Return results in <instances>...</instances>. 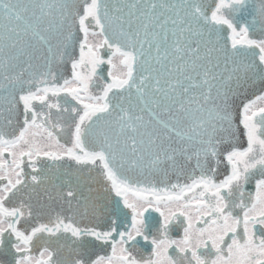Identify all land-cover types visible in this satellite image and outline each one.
Returning <instances> with one entry per match:
<instances>
[{
  "label": "snow or ice",
  "instance_id": "snow-or-ice-1",
  "mask_svg": "<svg viewBox=\"0 0 264 264\" xmlns=\"http://www.w3.org/2000/svg\"><path fill=\"white\" fill-rule=\"evenodd\" d=\"M0 264H264V0H0Z\"/></svg>",
  "mask_w": 264,
  "mask_h": 264
}]
</instances>
